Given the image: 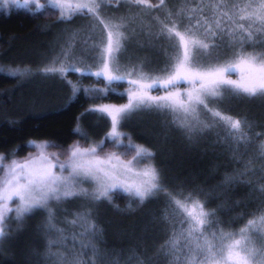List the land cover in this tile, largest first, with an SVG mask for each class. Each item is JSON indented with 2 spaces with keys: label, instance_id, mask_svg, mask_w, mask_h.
Returning a JSON list of instances; mask_svg holds the SVG:
<instances>
[{
  "label": "trees",
  "instance_id": "obj_1",
  "mask_svg": "<svg viewBox=\"0 0 264 264\" xmlns=\"http://www.w3.org/2000/svg\"><path fill=\"white\" fill-rule=\"evenodd\" d=\"M198 2L165 0L161 8L137 12L126 0H121L119 4L106 5L102 16L106 19L107 15L113 20L134 18L154 33L149 39L140 37L147 39L141 43H151L153 49L135 44L142 32L136 34L131 19L128 23L129 49L122 58H127V65L140 64L145 73L158 75L168 64V43L158 35L161 26L154 17L166 20L169 12L175 17L181 8L195 7ZM81 17L76 15L62 21L58 9L50 6L39 10L0 11V156L6 160L27 157L34 149L31 142L57 145L49 150L59 153L60 157H67L74 144L89 147L104 141V152L115 150L106 140L111 128L110 118L93 109L126 104L128 83H114L116 91L104 94L98 90L104 88L107 81L98 80L94 75H82L84 71L68 72L64 78L40 71L51 63L50 59L59 55L58 51L51 50L58 37L66 32L71 38L75 36L76 29L85 21ZM55 33L57 36L50 40ZM228 41L227 36L217 40L221 46L220 56L230 55L226 48ZM133 44L139 47L136 50L141 55L136 62L129 59V54H134ZM68 65L70 63L65 67ZM16 68H28L31 72L18 77L4 74ZM186 85L182 83L179 87L182 90ZM73 86L78 89L74 96ZM94 89L97 91L93 92ZM163 90L153 92L160 95L165 93V90L161 92ZM217 107L224 114L248 121L247 131L252 142L247 150L241 146L237 151L236 146L225 138L222 126L213 131L206 129L204 133L190 134L181 126V119L174 118L175 114L170 116L166 110L148 109L150 112L139 114L136 122L131 123L132 119L124 128L129 127L131 143L142 145L154 154L160 184L166 191L141 203L118 190L112 194L111 202L52 203L51 208L34 210L22 221L10 219L7 223L9 233L0 241V264H56L55 257L47 255V250L50 241L59 239L61 230L67 239L54 246L52 251H59L69 260L83 254V259L91 264L90 249L81 247L90 238L100 253L96 264H140L141 261L143 264H170L167 255L164 260L156 258L157 250H162L174 230L179 234L186 227L181 224L184 216L173 197L201 201L207 211L214 213L225 232H239L250 219L264 215V194L260 191L264 185V160L259 158L257 150V145L264 143V100L229 98ZM123 137L129 143V138ZM249 161H252L253 171L247 179L225 182L226 178L244 172ZM82 213L90 214L98 230L96 237H79L82 228L72 221ZM183 243L181 240L180 247Z\"/></svg>",
  "mask_w": 264,
  "mask_h": 264
},
{
  "label": "snow or ice",
  "instance_id": "obj_2",
  "mask_svg": "<svg viewBox=\"0 0 264 264\" xmlns=\"http://www.w3.org/2000/svg\"><path fill=\"white\" fill-rule=\"evenodd\" d=\"M49 3L59 9L62 21L81 15L103 25L106 38L102 35L96 41L89 34L83 41L86 46L91 41L90 47L97 53L98 70L85 71L82 75H94L98 80L107 81L105 87L98 90L104 94L116 91L114 83L126 81L130 86L128 102L93 109L110 118L111 130L106 140L111 142L115 151L102 154L104 141L87 148L76 144L69 150L68 160L62 162L59 153L49 154L47 151L57 145L31 142L38 150L34 157L6 163V158L0 156V241L9 233L7 223L10 219L22 221L34 210L48 208L49 201L87 195L82 187L85 181L93 185L91 199L96 201L111 202L112 194L120 190L143 203L147 198L166 191L160 184L158 169L151 163L154 154L142 145L131 143L130 138L127 145L123 144L125 134L119 126L136 110L169 111L180 117L181 126L189 130L197 126H202L201 130L222 126L225 138L236 146L237 151L241 146L247 150L252 142L247 131L250 127L248 121L224 114L217 106L229 98L264 100V0H208L207 3L199 0L195 7L181 8L175 17L171 12L166 20L154 17L161 26L158 35L168 43V64L158 75L145 73L135 66L126 71V75L119 74L123 41L128 38L125 30L132 18L106 20L101 11L106 5L119 4L121 0H49ZM126 3L137 12H144L161 8L165 0H156L155 3L153 0H126ZM21 6L26 7L17 5ZM42 7L44 5L37 4V10ZM206 12L209 14L205 15ZM225 36L229 37L226 48L230 55L220 56L221 46L217 40ZM76 38L73 36L61 54L40 71L45 75L59 74L61 78L68 72L81 71L72 64L65 67ZM30 72L28 68H16L4 74L18 77ZM233 74L238 78L233 79ZM182 83L188 85L183 93L179 87ZM159 89H164L165 94H151ZM77 91L73 86V96ZM202 114L209 115L201 119ZM257 150L259 158L264 160V143L257 145ZM130 155L131 159H127ZM251 164L249 161L244 172L226 178L225 182L247 179L249 172L253 171ZM260 191L264 194V185ZM172 199L183 213L181 224L186 227L179 234L174 230L162 246L170 264H264V215L250 219L239 232H225L215 220L214 213L207 211L201 201L190 197ZM72 223L81 226V239L98 235L89 213L78 214ZM66 239L61 230L59 239L50 241L47 255L55 257L56 264H88L83 254L74 255L69 260L59 251H52ZM181 240L183 247H180ZM81 247L90 249L91 264H96L100 253L91 239Z\"/></svg>",
  "mask_w": 264,
  "mask_h": 264
},
{
  "label": "rangeland",
  "instance_id": "obj_3",
  "mask_svg": "<svg viewBox=\"0 0 264 264\" xmlns=\"http://www.w3.org/2000/svg\"><path fill=\"white\" fill-rule=\"evenodd\" d=\"M37 4H42V5H44L45 7H47V6H50V7H52L51 6V4L49 3V0H0V11H9V10H11V9H15V8H33V9H37ZM17 5H26V7L25 6H21V7H17ZM43 8V7H42ZM41 9V8H40ZM55 9H58V8H55ZM58 11H59V9H58ZM101 15H103V9H102V11H101ZM103 18H104V16H102ZM82 19H85V21H83V25L80 27V26H78V28L76 29V31H75V37H77L76 38V40H75V42H74V47H73V49H72V54L69 56V58H68V60L67 61H65V64H68V63H70V64H72V65H75V67H77V66H79L78 68L79 69H81V72L82 71H92V72H95V71H97L98 70V67H99V64H98V59H97V53H96V51L94 50V49H92L91 47H90V44H91V41L89 42V46H86L84 43H83V41H84V39L86 38V37H88L89 36V34H91V36H92V38H93V40H96V41H99V39L101 38V36L103 35L105 38H106V31H104L103 30V25H101V24H97V22L98 21H96V20H94V19H91V18H89V17H86V16H82L81 17ZM106 20H113L112 18H110V17H108L107 15H106ZM82 23V22H81ZM132 25L133 26H135V31H136V34H140V32H142L141 34H140V36H139V38L136 40V43L135 44H140L142 47H146V46H148V47H150V48H152L153 49V46L154 45H152L151 43L149 44V43H146V42H144V43H141L140 41H142V40H145L146 38H140V37H144V36H146V37H148L147 39H149V38H152L153 36H154V33L153 32H151V31H149V30H147L146 28H144V26L142 27V25L139 23V22H137V20L136 19H132ZM93 26H95L94 27V30H93ZM133 26H132V28H133ZM102 30H103V32H102ZM127 31V32H126ZM125 33H126V35H127V37L129 38V31H128V26H127V29L125 30ZM143 35V36H142ZM57 36V33H55V35H53V36H51V38H50V40L51 39H54L55 37ZM62 34L60 35V37H58V39H57V44H55L53 47L54 48H52L51 50H53V52H55V51H58V54L60 55L61 54V51H62V49L63 48H65V46L66 45H68L69 44V42L70 41H72V38H71V35H68V32H66L62 37ZM71 39V40H70ZM146 39V40H147ZM129 43H130V41H128V39H126V40H124L123 41V44H124V51L120 54V60H119V68H120V72H119V74L120 75H126V71H128V70H131V68L130 67H132V66H135L136 68H139V69H141V65L140 64H138V65H131V64H129V65H127V63L125 62V61H127L126 59L127 58H125L124 56H123V58H122V55L124 54V55H126L125 53L128 51V49H129ZM139 45V46H140ZM133 46H134V54H132L131 55V53L129 54V56L131 57V58H129V59H134V61L136 62L137 60H139V59H141L139 56H141V55H139V52L140 51H138V50H136L137 49V45H134L133 44ZM132 46V47H133ZM135 46H136V48H135ZM131 47V48H132ZM22 48V47H21ZM139 48V47H138ZM17 50H20V49H17ZM16 50V51H17ZM131 50V49H130ZM129 50V51H130ZM15 51V52H16ZM14 52V53H15ZM56 55H57V52H56ZM137 56V57H134V56ZM61 59H63V57L61 56ZM53 59H50L49 61H52ZM123 61V62H122ZM47 63H44V65H46ZM49 64H47L46 66H48ZM84 68H83V67ZM125 66V67H124ZM127 66H130V67H127ZM45 67V66H44ZM9 71H10V69H9ZM233 79H236V78H238L237 77V75L235 74L233 77H232ZM129 85L127 86V88H126V94H127V90L129 89ZM188 87V85H186L185 87H183V89L181 90V92L183 93V90L185 89V88H187ZM154 91V90H153ZM152 91V95H157V93L155 92H153ZM162 93H164V90L163 91H161ZM154 93V94H153ZM165 94V93H164ZM164 94H160V95H164ZM127 102H128V100H127ZM126 102V103H127ZM146 112H150L148 109H139V110H136V111H134L133 113H131L129 116H128V118L127 119H125L123 122H122V124L119 126V130L120 131H122V127L124 128V125L126 124V123H128L129 121H131L132 119V122L131 123H134V122H136L137 121V119H138V115L139 114H141V113H146ZM170 113V116L172 115V113L171 112H169ZM206 115V114H205ZM204 114H202L201 115V119H203V117L205 116ZM174 118H178V119H181L180 117H178L176 114H175V117ZM205 119V118H204ZM127 127H128V125H127ZM201 128H202V126H197V127H195V128H193L192 130H189V129H187V130H185V132H188V133H190V134H193V132H198V133H204L205 131H206V129H204V130H201ZM216 128L217 127H215V128H212L211 129V131H213V130H216ZM125 130H124V132H125V135L128 137V138H130V140H132L131 138V135L127 132L128 130L127 129H129V127L128 128H124ZM110 130H111V128H110ZM110 130H109V132H110ZM108 132V133H109ZM123 132V131H122ZM187 134V133H186ZM107 136H108V134H107ZM122 140H123V144L124 145H127L128 144V142L126 141V140H124V137H122ZM74 145H76V144H74ZM73 145V146H74ZM81 147H83L82 146V144H79ZM72 148V147H71ZM84 148H87V147H84ZM112 148H114L113 146H112ZM146 148V147H145ZM50 149V148H49ZM47 150L48 151V153L49 154H51V153H54V152H52L51 150ZM115 149V148H114ZM148 149V148H147ZM116 150V149H115ZM114 150V151H115ZM148 150H150V149H148ZM151 151V150H150ZM110 152H112V151H106V152H103L102 154H106V153H110ZM68 153H69V151H68ZM36 155H38V150L34 147V149H33V152H31L27 157H25V158H21V159H11V160H5V162L6 163H10L12 160H17V161H24L26 158H30V157H34V156H36ZM65 156H63V157H60V159H61V161L62 162H66L67 160H68V154H67V157H65ZM127 159H131V155L130 156H128L127 157ZM151 163L152 164H154L155 165V163H154V160H153V157H152V160H151ZM143 166V165H142ZM65 175H67L68 174V172L67 171H65V173H64ZM82 187L87 191V195H79V196H74V197H71V198H69V199H67V200H62V201H49V207L48 208H51L52 206H53V204L52 203H54V204H62V203H67V202H74V201H76V202H80V203H83V204H87V203H89V202H93V203H97V201L96 200H93V199H91V194H92V192L94 191V188H93V185L90 183V182H87V181H85L84 182V184L82 185ZM116 191H118V190H116ZM13 204H15V201L13 202ZM79 204V203H78ZM47 209V208H46ZM10 215H14V214H10ZM260 243V242H259ZM157 257L156 258H158V260H164L165 259V257H166V255L162 252V250H157ZM160 262V261H159Z\"/></svg>",
  "mask_w": 264,
  "mask_h": 264
}]
</instances>
